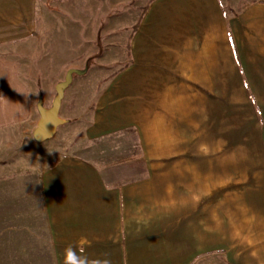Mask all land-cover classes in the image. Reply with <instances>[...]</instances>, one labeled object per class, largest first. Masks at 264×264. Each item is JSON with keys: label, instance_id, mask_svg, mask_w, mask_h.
<instances>
[{"label": "crops", "instance_id": "crops-1", "mask_svg": "<svg viewBox=\"0 0 264 264\" xmlns=\"http://www.w3.org/2000/svg\"><path fill=\"white\" fill-rule=\"evenodd\" d=\"M131 46L134 62L100 92L82 133L91 144L133 129L141 161L104 168L66 154L74 139L48 152L50 139L34 138L32 89L0 56L1 207L24 218L26 242L40 218L53 264L69 248L100 264H193L217 251L233 264L238 251L264 264L263 160L192 161L222 148L142 143L143 129L160 123L172 137H221L223 106L236 105L239 91L246 106L264 107V0L232 15L223 0H151ZM156 151L167 161L142 162Z\"/></svg>", "mask_w": 264, "mask_h": 264}, {"label": "rangeland", "instance_id": "rangeland-1", "mask_svg": "<svg viewBox=\"0 0 264 264\" xmlns=\"http://www.w3.org/2000/svg\"><path fill=\"white\" fill-rule=\"evenodd\" d=\"M150 1L0 0V56L17 62L20 76L32 89V106L38 116V106L51 109L56 85L69 78L58 112L62 122L45 143L52 145L48 152H59L74 139L66 154L85 156L100 168L106 162L123 158L141 161L139 156L134 159L140 140L133 129L91 144L85 143L82 130L90 124L100 92L134 62L130 45L137 30H133L136 26L138 29ZM255 1L263 0H223L224 11L228 15L238 14ZM241 96L239 91L236 105L223 106L221 137L193 140L181 136L182 131L177 133L180 136L172 137L166 124L160 123L143 129V146L165 150L169 146L206 144L222 149L219 153L191 155L192 161L198 157L207 162L264 161V107L246 106ZM168 155L158 151L143 154L142 162L167 161ZM13 213L0 204V264H53L40 218H31L35 239L26 242L24 218L13 217ZM255 253L258 255V251ZM236 255L239 264L247 263L245 253L238 251ZM193 264L233 262L226 251H217Z\"/></svg>", "mask_w": 264, "mask_h": 264}, {"label": "water", "instance_id": "water-1", "mask_svg": "<svg viewBox=\"0 0 264 264\" xmlns=\"http://www.w3.org/2000/svg\"><path fill=\"white\" fill-rule=\"evenodd\" d=\"M66 82H62L56 85V96L52 102V107L49 110L38 106L40 113V120L34 131V138L37 141H45L51 138L56 130V127L61 124V120L58 119V112L63 98V91L68 84L69 78H66Z\"/></svg>", "mask_w": 264, "mask_h": 264}, {"label": "clouds", "instance_id": "clouds-1", "mask_svg": "<svg viewBox=\"0 0 264 264\" xmlns=\"http://www.w3.org/2000/svg\"><path fill=\"white\" fill-rule=\"evenodd\" d=\"M28 167L31 169L33 173H36L39 171L40 165L39 163H36L35 165L28 163ZM64 264H100V262L99 261L89 262V260L86 257L82 255H77V253L74 250L69 248L66 249L65 251ZM104 264H108V262L105 261Z\"/></svg>", "mask_w": 264, "mask_h": 264}, {"label": "trees", "instance_id": "trees-1", "mask_svg": "<svg viewBox=\"0 0 264 264\" xmlns=\"http://www.w3.org/2000/svg\"><path fill=\"white\" fill-rule=\"evenodd\" d=\"M136 30H137V26L134 28V30H133V31L135 32Z\"/></svg>", "mask_w": 264, "mask_h": 264}, {"label": "bare ground", "instance_id": "bare-ground-1", "mask_svg": "<svg viewBox=\"0 0 264 264\" xmlns=\"http://www.w3.org/2000/svg\"><path fill=\"white\" fill-rule=\"evenodd\" d=\"M132 77H133V74H132Z\"/></svg>", "mask_w": 264, "mask_h": 264}]
</instances>
